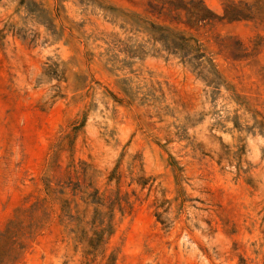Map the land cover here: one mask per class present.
<instances>
[{
  "label": "rangeland",
  "instance_id": "1",
  "mask_svg": "<svg viewBox=\"0 0 264 264\" xmlns=\"http://www.w3.org/2000/svg\"><path fill=\"white\" fill-rule=\"evenodd\" d=\"M58 1L55 24L66 29L55 41L20 0H0V230L17 208L45 197V178L83 186L85 174L106 203L119 189L131 208L115 210V232L86 257L70 231L76 223L48 199L49 219L17 264H264V0H202L216 16L234 3L247 17L177 25L212 57L225 82L218 87L164 52L129 56L125 45L147 37L95 3L169 24L148 0ZM68 27L92 38L68 42ZM49 65L56 71L47 75ZM75 74L89 75L92 87L77 89ZM71 162L77 175L67 173ZM117 165L120 182L108 184ZM79 198L72 214L89 229L94 206Z\"/></svg>",
  "mask_w": 264,
  "mask_h": 264
},
{
  "label": "trees",
  "instance_id": "2",
  "mask_svg": "<svg viewBox=\"0 0 264 264\" xmlns=\"http://www.w3.org/2000/svg\"><path fill=\"white\" fill-rule=\"evenodd\" d=\"M148 2L156 6L160 15L168 18L169 24L156 23L134 10L113 8L104 6L98 2L95 3L105 12L110 13L115 22H120V27L124 31L147 37L146 44H137L134 42L133 44L125 45L127 47L125 53L129 56H142L148 53L149 50L159 54L160 52H164L168 56L177 57L182 64L188 66L205 83L212 84L215 87L225 83L202 42L191 31L181 29L178 26L195 27L199 24L211 23L217 19L228 21L246 19L247 16L243 14L242 10L233 3L232 9L225 7L224 14L220 17L214 15L202 0H148ZM19 7H24L29 14L35 16L39 24L45 25L51 33L53 40L58 41L63 37L66 26L62 23L58 27L55 24L56 16L53 13V9L59 11L63 8L61 2L55 0L54 8H50L49 6L45 7L43 3L38 4L34 1L32 3L26 2V0H20ZM57 15L59 14L57 13ZM173 23L176 25H172ZM68 28L70 30L68 42L77 40L80 44L87 45L89 39L92 38L91 35L86 36L82 32L75 35L72 28ZM21 38L25 40L27 36L23 35ZM85 56L87 61L91 62L95 55L90 51H86ZM54 67L49 65L46 74L50 75V71H56ZM88 77L89 75L75 74L77 89L92 87V79H88ZM64 79L66 80L65 77ZM108 93L117 101V97L112 92ZM85 118L84 115L79 121V124L74 126L73 130H78L84 124ZM169 165L172 167L176 185L180 186L181 166H179L178 161L172 156H170ZM71 171L76 175L79 173L73 162L67 166V173L69 174ZM67 177L70 178L69 175ZM120 177L121 175L118 172L117 165L107 176V183L109 184L115 180L116 184H119ZM83 182L84 184L82 186L79 181L75 183L69 181L66 185L60 184L58 186L59 188H57L51 185L50 179L45 178L43 180L45 197L38 199L29 206L17 208L15 215L7 222L4 229L0 230V264H17L23 259L25 252L30 246V242L43 230L49 219L50 213L46 206L48 199L59 202L62 219L66 217L70 223H76L73 228H70V231L75 233L80 243L84 244V255L86 257L90 254H95L103 247L109 237L115 232V210L118 209L123 216L127 207L129 209L131 208V202L127 194L120 195L119 189H117L118 193L114 197H110L106 203L103 195L99 193L98 188L89 190L92 184L91 182L85 184V174L83 176ZM69 183H73V186L70 187ZM66 187H70L72 196L66 197ZM78 195L84 204L94 206L92 218L86 223L89 225V229L82 225V217H74L72 214L73 209L77 213L79 212ZM72 204L74 205L73 207ZM157 206H161V203ZM100 207H104L106 210L102 211ZM155 214L157 219L162 221V213L155 212ZM109 258L111 261L112 259L114 260L112 256Z\"/></svg>",
  "mask_w": 264,
  "mask_h": 264
}]
</instances>
